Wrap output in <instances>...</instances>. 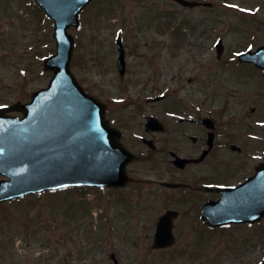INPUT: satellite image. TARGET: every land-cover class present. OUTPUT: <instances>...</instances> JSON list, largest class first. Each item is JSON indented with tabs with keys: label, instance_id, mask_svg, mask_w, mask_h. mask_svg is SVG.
Returning a JSON list of instances; mask_svg holds the SVG:
<instances>
[{
	"label": "rangeland",
	"instance_id": "rangeland-1",
	"mask_svg": "<svg viewBox=\"0 0 264 264\" xmlns=\"http://www.w3.org/2000/svg\"><path fill=\"white\" fill-rule=\"evenodd\" d=\"M200 1L228 7L248 0ZM93 2L81 16V28L70 29L77 46L71 68L80 85L111 109L128 118L133 108L119 110L118 104L127 99L126 91L135 97L144 89L153 92L155 85L156 94L166 96L158 106L172 111L163 114L170 123L189 111L192 102H203L204 109L213 113L225 106L234 114H246L257 106L264 110V75L247 67L220 68L215 58L214 43L219 37L227 40L229 49L246 44L237 43L247 29L233 12L227 13L221 5L184 9L172 0ZM54 27L34 0H0V104L25 103L48 86L53 72L43 68V56L56 52ZM118 36L127 46L132 68L124 82L115 66ZM254 120L248 118L245 125ZM141 128L138 118L128 130L138 136ZM134 150L147 152L140 141ZM159 159L155 161L160 164ZM133 169L137 178L145 180L140 191L131 186L106 195L100 189L77 188L2 204L0 264H115L112 252L119 264H253L263 260L264 227L243 232L232 226L212 230L197 224L202 240L190 242L183 252L147 251L155 221L165 209L163 200L153 195L158 189L153 180H168L172 171L152 160H140ZM186 240L183 236L179 246ZM202 254L209 257L199 258Z\"/></svg>",
	"mask_w": 264,
	"mask_h": 264
},
{
	"label": "water",
	"instance_id": "water-1",
	"mask_svg": "<svg viewBox=\"0 0 264 264\" xmlns=\"http://www.w3.org/2000/svg\"><path fill=\"white\" fill-rule=\"evenodd\" d=\"M38 1L56 21L54 36L58 53L45 62V68L54 70L55 75L48 89L40 90L30 105L21 108L25 118L6 117L3 113L7 109L0 108V175L10 178L0 182V204L27 194L66 187L124 185L125 168L133 159V154L118 140L119 133L105 120L103 104L86 93L71 72L75 46L68 29L80 25V12L91 0ZM174 1L186 7L197 5ZM117 43L118 66L123 75L124 48L120 38ZM252 60L264 65V54H254ZM15 109L18 107L9 108ZM263 174L264 171L246 188L249 191L250 187L258 186L248 196L244 195L245 205L235 208L228 201L229 194L218 204H208L205 217L209 222L217 226L261 219Z\"/></svg>",
	"mask_w": 264,
	"mask_h": 264
},
{
	"label": "flooded vegetation",
	"instance_id": "flooded-vegetation-1",
	"mask_svg": "<svg viewBox=\"0 0 264 264\" xmlns=\"http://www.w3.org/2000/svg\"><path fill=\"white\" fill-rule=\"evenodd\" d=\"M236 4V7L223 6L222 9L230 14L233 12L245 24L244 28L247 29V32L237 43L240 44L239 46L246 44L237 50L229 49L227 40L221 37L223 48L220 56L218 51L214 50L216 61L220 68L244 70L247 67L264 75L263 69H259L252 63H243L238 58L243 51L254 52L264 47V0H248ZM131 73L132 68L128 65L126 78L123 79V82L128 80ZM153 86L156 88L155 85ZM154 88H152L153 92H148L150 94L146 93L145 89L141 90L135 96V98L140 97L138 100L129 96L127 102L122 103V105H132L133 109L128 114V118L109 107V120L121 131L120 141L136 156L126 171L131 179L129 185L126 188H109L105 191H112L116 194L131 186H135L134 190L140 191V185L145 180L137 178V173L133 171L134 164L140 160L149 162L152 160L157 166L167 165V170L172 171L168 180L165 177L153 180L154 185L158 188L153 191V195L158 201L163 200L165 208L155 221L154 234L158 229V222L164 215L175 214L171 221V236L174 238V245L165 249H154L152 245L155 236L152 235L149 236L151 239L148 238L149 243L146 249L153 253L171 252L177 254L189 248L190 242L202 240V236L197 230V224H200L201 227L204 225L208 228L209 226L203 220V209L207 203L217 202L221 199L225 189L233 190L231 192L235 194L233 198L237 200L236 206L239 207L244 203V197H239L240 193L236 194L239 192L237 188L255 176L264 163V130H262L264 129V110L257 106L256 109L252 108L246 114H234L228 113L229 108L225 106L222 110L213 113L210 108L207 111L204 109L203 102L201 104L192 102V108L189 111L185 110L183 114L179 115V118L173 119V122L170 123L163 118L166 110L158 106L159 102L152 101L153 97L157 96V90ZM148 95L153 97H148ZM141 98L144 100L142 101ZM129 108L119 110L127 111ZM253 117L257 121H250L245 125L246 120L253 119ZM135 118H139L142 125L138 136L131 134L128 130L132 121L135 123ZM203 119L207 120L208 124L202 123ZM209 124H212L213 132H210L212 128L207 126ZM139 141L146 147L147 152L139 153L134 150ZM159 156H161V160L158 158ZM176 157L182 160L190 159V162L185 163L184 167H177L174 162ZM155 159H159L160 164ZM262 225L264 226V217L260 222L254 224H229L219 226V228L224 229L232 226L242 228L243 232H248L254 227ZM183 236L185 240L187 236L188 238L181 247L179 244ZM190 236L193 238L192 240H189ZM201 257L208 258L209 256L202 254L199 258ZM253 264H258V261Z\"/></svg>",
	"mask_w": 264,
	"mask_h": 264
}]
</instances>
